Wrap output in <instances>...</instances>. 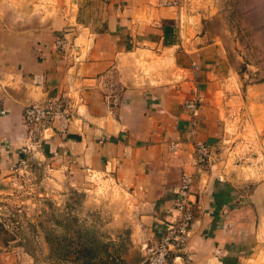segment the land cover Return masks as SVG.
Instances as JSON below:
<instances>
[{
    "label": "crops",
    "instance_id": "crops-1",
    "mask_svg": "<svg viewBox=\"0 0 264 264\" xmlns=\"http://www.w3.org/2000/svg\"><path fill=\"white\" fill-rule=\"evenodd\" d=\"M165 3L170 0H0V176L31 158L82 182L101 175L123 197L111 217L108 257L113 264H144L146 247L178 218L174 189L190 175L191 237L169 264H243L253 216L238 206L217 165L199 167L194 159L196 141L207 143L216 159L226 52L218 40L203 41L196 26H184L181 8ZM58 36L66 40L64 51L55 45ZM155 56L172 57L182 80L145 79L138 63ZM194 98L196 127L184 109ZM51 99L71 105L66 135L57 124L45 132L23 122L27 106Z\"/></svg>",
    "mask_w": 264,
    "mask_h": 264
},
{
    "label": "rangeland",
    "instance_id": "rangeland-1",
    "mask_svg": "<svg viewBox=\"0 0 264 264\" xmlns=\"http://www.w3.org/2000/svg\"><path fill=\"white\" fill-rule=\"evenodd\" d=\"M166 6L181 8L184 26H196L203 41L224 46L229 73L223 72L229 76L217 96L224 131L210 163L234 187L238 206L253 216L243 264H264V0H170ZM148 59L137 67L150 83L182 80L172 57ZM171 70L175 76L167 75ZM20 164L16 172L0 176V264H72L49 257L47 237L82 229L106 243L115 232L111 217L123 200L115 185L101 175L82 182L38 158ZM127 235L124 229L123 248Z\"/></svg>",
    "mask_w": 264,
    "mask_h": 264
},
{
    "label": "built area",
    "instance_id": "built-area-1",
    "mask_svg": "<svg viewBox=\"0 0 264 264\" xmlns=\"http://www.w3.org/2000/svg\"><path fill=\"white\" fill-rule=\"evenodd\" d=\"M58 50L64 51L66 40L58 36L55 41ZM184 109L187 111L193 125L197 126L200 117L198 101L190 99L185 102ZM73 112L71 105L64 99H51L42 103H33L27 106L23 113V122L30 128L43 127L45 132L57 124L58 132L66 135L71 127ZM195 133V128L194 131ZM176 143L172 149L176 150ZM212 158L209 145L202 141L195 142V162L199 167H207ZM193 184V177L184 174L179 185L174 189L178 196L174 207L179 215L176 221L166 225L165 230L155 245L146 247L144 264H169L172 254L183 252L189 243L192 225L195 218L194 203L189 199V192Z\"/></svg>",
    "mask_w": 264,
    "mask_h": 264
},
{
    "label": "trees",
    "instance_id": "trees-1",
    "mask_svg": "<svg viewBox=\"0 0 264 264\" xmlns=\"http://www.w3.org/2000/svg\"><path fill=\"white\" fill-rule=\"evenodd\" d=\"M46 241L49 244V257L55 262L113 264L108 257V243L100 241L94 233L88 230L77 229L72 231L68 237L53 236V239L47 237Z\"/></svg>",
    "mask_w": 264,
    "mask_h": 264
}]
</instances>
